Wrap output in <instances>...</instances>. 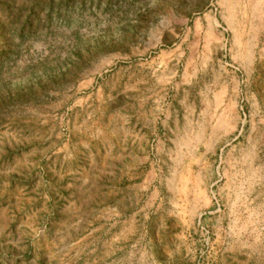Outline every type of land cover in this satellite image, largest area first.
I'll return each instance as SVG.
<instances>
[{"label":"rangeland","instance_id":"374dc122","mask_svg":"<svg viewBox=\"0 0 264 264\" xmlns=\"http://www.w3.org/2000/svg\"><path fill=\"white\" fill-rule=\"evenodd\" d=\"M0 264H264V0H0Z\"/></svg>","mask_w":264,"mask_h":264}]
</instances>
